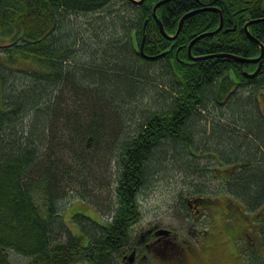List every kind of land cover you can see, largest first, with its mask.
<instances>
[{
	"label": "trees",
	"instance_id": "trees-1",
	"mask_svg": "<svg viewBox=\"0 0 264 264\" xmlns=\"http://www.w3.org/2000/svg\"><path fill=\"white\" fill-rule=\"evenodd\" d=\"M159 1L0 0V264H14L10 250L29 257L26 264H121L138 239L133 226L142 217L138 194L148 175L168 158L192 162L212 148L221 165L236 164L239 174L227 186L249 215L256 213L264 245V54L241 59L262 52L264 19L251 24L260 42L243 23L246 14L264 18V0L163 2L157 16L169 34L198 10L185 16L175 39L154 17ZM234 13L237 28L224 31ZM221 16L224 28L213 32ZM192 53L207 57L190 63ZM260 63L255 76L245 74ZM65 90L72 112L61 108ZM138 95L150 98V112L126 110ZM100 137L116 162L114 212L105 221L82 215L74 233L61 201L88 179L100 184L89 168L106 157ZM196 198L203 204L209 195Z\"/></svg>",
	"mask_w": 264,
	"mask_h": 264
},
{
	"label": "rangeland",
	"instance_id": "rangeland-1",
	"mask_svg": "<svg viewBox=\"0 0 264 264\" xmlns=\"http://www.w3.org/2000/svg\"><path fill=\"white\" fill-rule=\"evenodd\" d=\"M108 31L115 33V27ZM247 94V92L242 93L243 96H247ZM150 95L154 94L151 92ZM64 97L66 103L61 104V108H67L69 112H72L76 106L74 105L70 91L67 92L65 90L63 98ZM141 98L142 95H138L137 97L126 101V110L131 108L132 105H136L139 109H143L144 107V109H147L145 112H150L148 111L150 109L145 107V104L146 106L149 104L148 99L150 98L148 96L147 98L145 96L142 100ZM259 99L264 110V97L262 94H259ZM79 101L83 102L81 98ZM116 111L118 113V110ZM262 114L261 117L264 120V111ZM121 117L123 130L125 126L124 131H127L128 129H126V127L130 126L126 123L127 120H125V117L123 115H121ZM224 120L225 119H223V122ZM131 129L132 127L130 130ZM106 133L110 134V129L106 130ZM99 140L100 149L106 157L103 158L102 153H100L102 158L99 159L98 157L96 163H90L89 168L94 172L93 174H96L100 184H98V186L94 185L93 182H91L92 179H88L83 188L77 187L74 194H69L68 199L63 200V202L61 201L60 210L62 212V217L73 232L79 231V221L82 218V215L105 221V219L109 218L114 212V206H111L110 204H112V200L116 201L114 196L115 188L117 186V175L114 170L116 162L111 157L112 154H109L108 151H104L106 150L107 142L109 141L104 137H100ZM210 151L212 154L203 152V156H193L192 162L179 161L178 159L173 161L168 158L159 168L155 169L148 175L146 182L140 188L138 194V202L141 207L142 217L136 224H134L133 234H136L137 238H139L146 233V230L156 225L173 230V238L166 242L162 241V244L159 247L158 256L168 264L169 259L167 258V255L174 260L181 261L183 251L181 247L187 248V245L189 244L192 246L191 248H201L206 239V229L212 231L211 235H213V237H210L209 235V239L206 240L205 243L208 246V254L204 253L201 255L197 260L198 264H264V245L261 238H259V247L261 250L259 248V251L254 253V255L257 256V259L255 260L253 255L248 254L251 244L248 243L247 240L241 239H237L236 242H234L230 235L226 234L227 232L224 228L223 223L227 218L224 214L214 210L216 207L215 205L208 204H215L214 202L220 200L222 197V191L224 193L222 198L227 197L230 201L237 203L234 193L227 185L231 184L230 180L239 174V171L236 174H233L235 171L233 169H236V164L227 162L221 165V163L217 161V156L219 155H214L219 151L215 148H212ZM98 159L100 162H98ZM223 160L225 159L223 158ZM242 164L244 165V162H241V165ZM189 165L192 167L191 169H188V167H190ZM194 167L204 170L200 173L202 175L195 174ZM243 167L241 166L240 170H244ZM224 169L231 171L232 174L230 175H232V177L227 178L224 174ZM197 175L199 178H196ZM223 183H225V187ZM220 188L222 189L221 193H219ZM72 189V187L69 189L66 188L65 193L69 191L70 193L73 192ZM202 195H209L207 203L199 204L198 200L194 201V198ZM83 196H86L84 197L85 199L81 198ZM192 200L199 207L200 218L202 215L201 212L205 213L206 216L203 217L202 220L195 219L191 216H194V211H196L192 206V204H194L191 202ZM206 206L210 207L204 209ZM247 212L249 211L247 210ZM255 215L256 213L254 212L253 217ZM232 222L234 223L236 221L232 220ZM211 223L215 226L213 227ZM251 228H255L254 223L251 225ZM166 233L168 234L169 232L165 230L164 233L161 234ZM250 236L252 240L255 239L253 238V235ZM134 245L135 244H132L125 249L126 252L122 257L121 264H164L159 259H156L155 256H150L149 254H147L146 260L141 259L139 260V263L136 261L134 262L135 257L132 251ZM9 254L10 260L14 264H26L29 261V257L13 250H10ZM130 257L133 258L132 263L129 262ZM151 260L152 262L150 263L149 261ZM72 264L88 263L85 261H79Z\"/></svg>",
	"mask_w": 264,
	"mask_h": 264
},
{
	"label": "flooded vegetation",
	"instance_id": "flooded-vegetation-1",
	"mask_svg": "<svg viewBox=\"0 0 264 264\" xmlns=\"http://www.w3.org/2000/svg\"><path fill=\"white\" fill-rule=\"evenodd\" d=\"M236 16H237V13H234L232 15V18L233 19L231 17L227 19V21L229 23L234 24V25L232 27H230L229 25H227V27L224 29V31H230V30H233V29H236L237 28L238 22L235 19ZM249 16L250 15H248V14L244 15V17H246L245 18V21L243 23L244 30L246 31V34L251 39H255L256 42H260L259 39H257V37L255 36L256 35V32H254L255 35L253 34L252 25L251 24H253L254 22H258V20L264 19V18L263 17L262 18H253V17L250 18ZM221 23L223 24V26L218 31H220V30H222L224 28V24L225 23H224L223 16H221V22H220V24ZM159 24H160V28L162 30L161 24H162V26L164 28L163 22H161ZM220 24H219V26H220ZM218 27L216 29H218ZM177 30H176V32L174 34H169V33H167L166 30H165V33L168 36H174L175 35V37H173V38H169L168 37L169 39H175L178 36V35H176ZM259 45H260V47H261V45L264 46V43L263 42L262 43L260 42ZM189 53H190V51H189ZM190 54H189L190 63L191 62H196V59L192 58L191 56H194V57L200 56V55L193 54V53L190 56ZM260 110H261V112L264 111L262 107L260 108ZM233 170H235V169H233ZM224 172H225L224 174H225L226 177L229 174H232L231 171H227L226 169H224ZM226 173H227V175H226ZM233 173H236V171H234ZM224 174H222V175H224ZM223 185L225 187V183H223ZM221 190L222 189L220 188V192L219 193H221ZM223 195H224V193L222 191V197H223ZM237 196L240 197V195H238V194H237ZM195 200H196V198H194V201ZM191 202H193V200ZM215 204H218V206H216V208H214V210L219 211L220 213L224 214V216H226V217L230 213H232L233 216L236 217L235 219H231V220L236 221L234 223L232 221H229V220H225L224 223H223L225 225V229H226L227 234H229V235L232 236L231 237L232 240L234 242H236L237 239L247 240L248 243L251 244V246L249 247L250 250H249L248 254L253 255L255 252H258L259 251V248H260L259 247V245H260V241H259L260 235H259L258 230L256 229V227L254 229L251 228V225H253V212H252V215H249L250 213L247 212L246 206H243L238 201H237V203L232 202L227 197H224V198L218 200ZM236 205H238V206H236ZM192 206L196 209V211H194L195 215L194 216L191 215V216L193 218H195V219L202 220L203 217L206 216L205 213L204 212H201L202 215H201V218H200V215H199L200 211L198 209L197 204L194 203V204H192ZM249 212H251V211H249ZM211 224L213 225V223H211ZM214 226L215 225H213V227ZM165 230H167V228H162V227H159L158 225H156V226H154V227L149 228L148 230H146L145 231L146 233L143 236L141 235L136 240V242L134 243L135 245L132 247V251H133V254H134V257H135L134 262L136 261L137 263H139V260H141V259L146 260L147 259L146 258L147 257V254H149L150 256L151 255L155 256L156 259H159L164 264H168L166 261H164L163 259H161L158 256V254H159V247L161 246L162 241H165L166 242L167 240H171L173 238V236H174L173 235V230H170V232L168 234L167 233L166 234H161V233H164ZM254 230H255V232H254ZM211 234H212V231L206 229V239H205L204 243L202 244V247L201 248L204 247V248L207 249L208 246L206 245L205 242H206L207 239H209V235H210V237H213V235H211ZM249 234L250 235H253V238H255V239L252 240L251 239V236ZM253 245H254V247H253ZM191 247L192 246L188 244L187 245V248H184L185 251H186V255L183 253L184 258L182 257L181 261L174 260V259L170 258L167 255V258L169 259V264H198L197 260L201 257V255H203L204 253L208 254V250L206 252L203 250L200 253V250L199 249H201V248H191ZM260 250H261V248H260ZM161 257H162V255H161ZM129 260H130V258H129ZM149 262L151 263L152 260L149 261Z\"/></svg>",
	"mask_w": 264,
	"mask_h": 264
},
{
	"label": "water",
	"instance_id": "water-1",
	"mask_svg": "<svg viewBox=\"0 0 264 264\" xmlns=\"http://www.w3.org/2000/svg\"><path fill=\"white\" fill-rule=\"evenodd\" d=\"M166 1H168V0H160L159 2H157V3L154 5V17L159 21V23H161V21H160V19H159L158 16H157V8H158L159 5H161L163 2H166ZM132 2H135V3L140 4V3L143 2V0H132ZM197 11H198V10H194V11H192V12H189V13L186 14L185 16H187V15H189V14H192V13H194V12H197ZM185 16H184V17L181 19V21H180V24H179V27H178V30H177L176 35H178V33L180 32V30H181V28H182V25H183V22H184V18H185ZM260 20H263V19H260ZM255 21H256V20H255ZM222 26H223V24L221 23L220 26L218 27V29H216L215 31H217V30H219L220 28H222ZM161 27H162L163 34H165L167 37H169V38H173V37H175V35H174V36H168V35L165 33V30H164L162 24H161ZM215 31H213V32H215ZM203 35H204V34H201V35H199L198 37H196L194 40L191 41L190 46H189V51H190V53H191V46H192L193 42H195L196 39H198L199 37H201V36H203ZM145 39H146V36L144 35L143 40H142V45L140 46V51H141V52L144 51V49H143V44L145 43ZM261 48H262V52H261V54H260L258 57L253 58V59H244V58H241V59H242V60H245V61H254V62H255V61H259V60H261V58L263 57V54H264V46L261 45ZM143 54H144V53H143ZM201 57H207V56H197V57H192V58H194V59H199V58H201ZM261 65H262V63L259 64V66L257 67V69H256L254 72H252V73H248V72H246L245 74H246L247 76H255V75L259 72V70H260V68H261ZM167 232H169V231H167ZM132 260H133V258L130 257V262H132Z\"/></svg>",
	"mask_w": 264,
	"mask_h": 264
}]
</instances>
